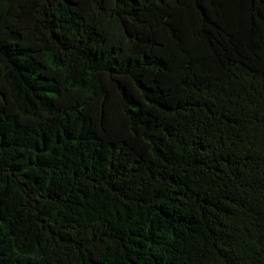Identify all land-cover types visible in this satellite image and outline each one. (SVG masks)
I'll return each mask as SVG.
<instances>
[{"label": "trees", "instance_id": "1", "mask_svg": "<svg viewBox=\"0 0 264 264\" xmlns=\"http://www.w3.org/2000/svg\"><path fill=\"white\" fill-rule=\"evenodd\" d=\"M0 264H264V0H0Z\"/></svg>", "mask_w": 264, "mask_h": 264}]
</instances>
